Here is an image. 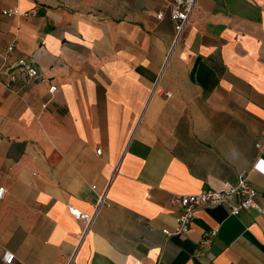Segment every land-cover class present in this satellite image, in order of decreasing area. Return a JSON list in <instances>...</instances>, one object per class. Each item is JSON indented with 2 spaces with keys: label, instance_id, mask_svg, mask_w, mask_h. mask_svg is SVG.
<instances>
[{
  "label": "crops",
  "instance_id": "0c3cea01",
  "mask_svg": "<svg viewBox=\"0 0 264 264\" xmlns=\"http://www.w3.org/2000/svg\"><path fill=\"white\" fill-rule=\"evenodd\" d=\"M170 2L0 0L19 12L0 18V55L13 43L10 61L39 72L8 86L0 72V264L4 250L9 264H264V172L251 170L264 162V0H197L174 47ZM242 170L256 207H203L164 234L172 195ZM106 186L84 231L68 205L91 213Z\"/></svg>",
  "mask_w": 264,
  "mask_h": 264
},
{
  "label": "built area",
  "instance_id": "2783aa9c",
  "mask_svg": "<svg viewBox=\"0 0 264 264\" xmlns=\"http://www.w3.org/2000/svg\"><path fill=\"white\" fill-rule=\"evenodd\" d=\"M197 0H171L169 5V17L173 23L174 35L172 47L181 42L185 38L186 29L189 24L190 16L194 10ZM17 7H0L1 17H12L18 14ZM163 13L159 12L157 18H162ZM14 44L6 46L4 52L0 55L1 65L0 72L5 71L8 76V82L21 79L23 85L32 83L39 75L38 69L33 65L32 61L28 59H20L16 62H11L9 54L13 51ZM56 86L51 85L49 91L55 90ZM166 95H169L166 93ZM257 146H260L259 144ZM97 153H100V148L96 149ZM261 169L264 172V162L259 158L251 167L252 169ZM117 172V166L113 168L112 173ZM95 190L96 186L92 185ZM107 186L101 191H96V199L94 209L91 213L81 211L77 207L68 205L69 213L76 219L80 220L84 224V231H86L96 213L101 206H109L110 203L107 199ZM5 189L0 186V199L4 196ZM256 191L249 179V170H242L237 174L236 182L233 184H226L219 189H201L195 193L188 194H176L170 198V203L179 207V212L176 215V226L173 231L164 229L163 232L166 235L171 233L180 234L186 233L193 221L194 213L197 209L208 207L212 205H225L227 206L231 215H239L242 211L249 208L256 207L254 197ZM216 229L206 233L207 236H214ZM2 261L4 263H12L14 261V254L9 250H4L2 254ZM70 264V261L67 263Z\"/></svg>",
  "mask_w": 264,
  "mask_h": 264
}]
</instances>
